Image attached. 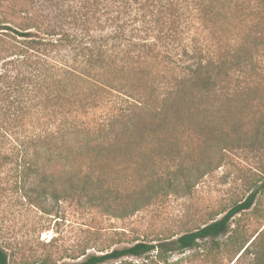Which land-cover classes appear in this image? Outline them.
<instances>
[{
    "label": "trees",
    "instance_id": "1",
    "mask_svg": "<svg viewBox=\"0 0 264 264\" xmlns=\"http://www.w3.org/2000/svg\"><path fill=\"white\" fill-rule=\"evenodd\" d=\"M1 102L31 127L19 153L32 202L128 217L190 192L230 150L264 152V0H0ZM232 108L250 109L248 125L224 124ZM120 166L133 169L123 187ZM263 187L176 238L32 264H170L229 233ZM243 257L264 264V228L233 264Z\"/></svg>",
    "mask_w": 264,
    "mask_h": 264
},
{
    "label": "rangeland",
    "instance_id": "2",
    "mask_svg": "<svg viewBox=\"0 0 264 264\" xmlns=\"http://www.w3.org/2000/svg\"><path fill=\"white\" fill-rule=\"evenodd\" d=\"M224 113L232 117L224 123L226 126L250 122L248 108L226 109ZM30 128L26 121L16 120L6 102H1L0 245L8 251L10 264H32L45 259L60 263L82 258L83 253L109 251L139 240L176 238L221 218L264 181V152L236 149L227 152L221 166L205 174L190 192L165 196L128 217H114L51 197L34 203L22 188L24 153H19V148L27 145ZM167 164L163 162L158 167L163 174ZM121 166L117 168L119 172L112 170L110 175L123 187L125 174L133 169L122 171ZM262 228L264 187L255 204L233 218L229 233L215 240L200 239L194 248L172 254L170 264H233L242 244ZM235 264H249V257Z\"/></svg>",
    "mask_w": 264,
    "mask_h": 264
}]
</instances>
